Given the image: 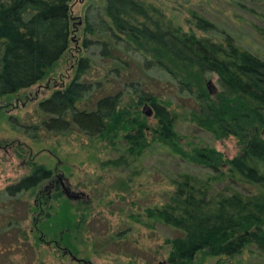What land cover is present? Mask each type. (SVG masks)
<instances>
[{"label":"trees","instance_id":"obj_1","mask_svg":"<svg viewBox=\"0 0 264 264\" xmlns=\"http://www.w3.org/2000/svg\"><path fill=\"white\" fill-rule=\"evenodd\" d=\"M72 1L0 0V100L45 80L69 51L79 28L74 26ZM91 9L80 21L82 50L99 46L116 77L145 75L152 69L164 73L184 96L189 120L216 138L235 137L240 150L228 158L214 148H183L174 115L147 82H126L127 101L123 89L92 101L95 90L104 86L86 79L91 59L81 53L71 80L38 102L44 115L41 126L57 133L77 129L105 141L120 154L116 165H126L128 155H141L151 141L209 169L206 177L181 174L165 201L146 210L148 218L179 232L168 241L169 263L191 264L197 255L231 257L249 246L264 254V58L229 34L214 40L185 31L145 0H104L96 17ZM189 15L198 31H215L214 23L195 10ZM255 29L264 43V27ZM136 54L140 61L133 58ZM212 75L218 87L210 94L206 81ZM145 103L156 119L152 126L138 109ZM53 175L45 165L32 163L30 172L5 192L13 197L33 192L44 182L52 184ZM47 188L37 194L38 208L33 206L41 213L34 232L71 253L86 216L76 213L79 206L73 208L58 186Z\"/></svg>","mask_w":264,"mask_h":264},{"label":"rangeland","instance_id":"obj_2","mask_svg":"<svg viewBox=\"0 0 264 264\" xmlns=\"http://www.w3.org/2000/svg\"><path fill=\"white\" fill-rule=\"evenodd\" d=\"M145 1L159 6L185 31L193 29L198 35L214 40L229 34L237 44L264 58V43L255 29L264 27L261 17L264 0ZM103 3L104 0H73L72 17L74 26L79 28L72 36L69 51L45 80L0 100V264H83V261L87 264H171L168 241L179 232L148 218L146 210L165 201V195L173 189V180L181 174L206 177L210 173L208 168L182 158L158 142L150 141L141 155H125L126 165H116L113 161L120 154L105 141L77 129L65 133L46 131L41 126L44 115L38 110V102L71 80L80 53L91 59L86 79L104 86L102 90H95L92 101L104 93L122 89L126 100L129 98L126 82H147L152 89H157L174 115V129L183 148H214L228 158L240 150L235 137L216 138L189 120L184 96L164 73L152 69L145 75L116 77L109 70L111 64L100 55L99 46L80 48V21L86 9L91 6V17H96L98 11V15L102 14ZM189 10L212 21L215 31H198ZM133 58L140 61L137 54ZM132 68L134 73V65ZM210 78L218 87L216 76ZM142 108L143 105L138 107L145 116ZM145 118L151 126L156 122L153 115ZM32 163L54 171L53 183L44 182L33 192L9 196L5 188L28 174ZM53 185L66 198L62 185L81 194L78 199L68 198L73 208L79 206L76 213L86 216L71 252L75 259L69 252H63L62 246L41 240L33 229L41 214L33 210L34 205L38 208L37 194L44 186ZM219 188L215 186L216 190ZM50 191L48 187L46 192ZM191 264H264V254L249 246L231 257L197 255Z\"/></svg>","mask_w":264,"mask_h":264},{"label":"water","instance_id":"obj_3","mask_svg":"<svg viewBox=\"0 0 264 264\" xmlns=\"http://www.w3.org/2000/svg\"><path fill=\"white\" fill-rule=\"evenodd\" d=\"M206 86H207V90L209 91L210 94H213L217 91V87L215 86V84L212 81V78H209L206 81ZM143 113L145 114L146 117H150L151 115H153V110L151 108V106L147 103L143 104V108H142ZM63 191L66 193V196L70 199H78L80 197V193L74 192L72 190H70L67 186L62 185ZM71 256L72 254L69 253ZM73 258H76L74 256H72ZM79 261H81L80 259H78Z\"/></svg>","mask_w":264,"mask_h":264},{"label":"flooded vegetation","instance_id":"obj_4","mask_svg":"<svg viewBox=\"0 0 264 264\" xmlns=\"http://www.w3.org/2000/svg\"><path fill=\"white\" fill-rule=\"evenodd\" d=\"M75 259V258H74Z\"/></svg>","mask_w":264,"mask_h":264}]
</instances>
